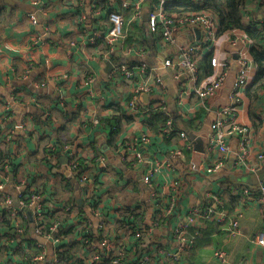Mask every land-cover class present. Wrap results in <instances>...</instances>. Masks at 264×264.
<instances>
[{
    "label": "crops",
    "instance_id": "0c3cea01",
    "mask_svg": "<svg viewBox=\"0 0 264 264\" xmlns=\"http://www.w3.org/2000/svg\"><path fill=\"white\" fill-rule=\"evenodd\" d=\"M36 1L0 0V162L7 155L11 156L8 159L14 176L18 180L24 178L41 194L51 197L56 205V214H65L64 208L74 204L71 216L76 217L82 209L95 235L98 233L99 218H107L111 246L118 247V251L124 248L125 261L121 264H128L144 252H154L157 245L172 250V228L184 219L190 207L206 202L207 190L220 192L221 186L228 183L244 185L250 191L258 190L261 182L259 175L264 176V162H260L256 174L240 170L235 164V136L230 139V150L224 157L205 154L210 136L209 124L229 103L238 69L237 50L245 45L249 52L251 42L240 40L238 44H232L235 36L239 35V29L221 34L210 53H206L208 48L204 50L205 60L198 68L199 75L203 76L200 75V78L213 72L212 68H208V60L213 56L224 60L225 76L219 90L207 98L202 107L196 91L191 88L190 94L181 92L183 79L176 80L173 70L162 66L167 56L204 36L201 26L179 29L173 43L162 47L155 34V38L151 37L147 20L142 18L136 23L142 29L136 27L137 30H134L137 38L130 44L124 43V47L138 46L141 55L134 51L128 55L118 49L123 47L120 43L109 47L98 40L95 43L90 41L95 32L104 31L109 26L105 7L100 4L102 0ZM94 1L98 10L93 8ZM152 1L155 0H148ZM118 2L120 0H108L113 9H118ZM30 13L35 14L36 24L28 19ZM243 14L244 22L248 17L250 22L261 26L264 23V1L249 0ZM143 29L145 35L140 38ZM106 52L108 56H104ZM108 62L112 67L108 66ZM115 63H146L157 67L163 88L140 94L138 100L142 108L137 114L132 115L124 106L132 84L110 78ZM14 96L17 100L13 99ZM157 103L165 106L175 130L184 132L185 139L179 136V132L169 138L159 134L161 119L158 118V127H154L150 116L143 111ZM119 107H122V112L118 111ZM240 107L239 119L253 126L248 160L255 161L263 143L264 91L260 92L257 103L250 108L242 90ZM248 110L256 113L254 118L249 117ZM108 120L118 122L120 128L113 139ZM8 129L14 132V137L9 144H2V135ZM143 131L149 133L150 142L142 144L144 159L139 168L134 169L124 161L120 144L139 137ZM186 142L192 144L191 151L182 150L181 157L169 159V166L162 163L158 175L153 178L155 189L162 191L161 196L169 193L173 180L179 181V187L173 213L163 225L158 224L149 230L150 220L156 217L158 209L148 186L142 181V174L152 165L154 156L166 161L170 152L183 148ZM51 144L57 147L53 153L47 149ZM63 145L70 146L76 161L80 159L84 162L88 174L96 179L98 212L84 203L83 186L68 164L69 154L60 149ZM100 157L104 165L97 162ZM216 158L221 159L222 165L218 171L209 173L207 169ZM191 160L200 164L203 171L195 172L191 168ZM5 190L13 204L17 205L14 182L8 181ZM221 194L224 197L228 195L223 190ZM79 199L83 202L81 206L78 205ZM228 204L233 206L231 198ZM233 208L234 212L243 213L237 237H228L224 231L211 225L180 260L168 264H222L213 257L217 247L226 250L232 261L245 258L249 264H261L264 254L250 240L262 228L263 211L251 199L243 207L237 203ZM132 210L146 226V230H140L139 235H134L129 230L130 226L118 223L120 215ZM18 238L21 239L20 236ZM18 238L15 241H19ZM138 246L146 249H139ZM151 264H160V261L155 260Z\"/></svg>",
    "mask_w": 264,
    "mask_h": 264
},
{
    "label": "built area",
    "instance_id": "2783aa9c",
    "mask_svg": "<svg viewBox=\"0 0 264 264\" xmlns=\"http://www.w3.org/2000/svg\"><path fill=\"white\" fill-rule=\"evenodd\" d=\"M166 1L167 0H155L152 2H148V0H120V2H118V9H113L107 0L105 10L109 26L104 31L95 32L90 38V41L95 43L102 38L103 42L109 47L115 46L117 43L122 44V48L118 47L122 54L130 55L132 54V51H134L136 54L141 55V49L134 44L124 47V43L126 42L124 26L132 22L139 23L142 19L144 10H146L148 29L157 36L158 43L162 47L169 46L173 43L179 29L188 26H201L204 29V36L197 42H192L186 47H181L174 54L167 56L163 60L162 66L164 68L172 69L173 76L176 80L183 79V85L181 87L183 91L181 92L190 94V89L193 88L198 95L199 104L204 107L205 100L216 94L221 87L225 76V62L218 57H211L210 65L213 72L205 78H200L197 64L205 54L204 50L208 48L206 53H210L215 40L221 36L218 34V19L214 14L207 10L172 13L168 15L164 12V4ZM188 1L196 4L201 0ZM95 2L96 1L92 3L93 8L98 10L97 3ZM34 3H37V1L34 0ZM28 19L33 24H36L37 22L34 13L28 14ZM247 22H250L248 17ZM242 32L243 31L241 30L239 31V35L235 36L232 44H238L240 40L247 41L248 43L251 42L245 34L242 35ZM108 54L109 53L106 52L104 56H108ZM237 64L238 69L231 87L229 103L223 106L218 117L209 124L210 136L205 148V154L209 157H224L230 150V139L235 136L237 138L235 157L236 166L243 172L256 174L260 162H264V124L262 146L255 155V161H250V159L248 160V157L250 155V144L253 140V126L249 122H243L238 116L239 111L241 110L240 104L242 103V90H244L251 82L253 71L255 70L248 52V47L245 45L239 47L237 50ZM28 69L25 73L28 72ZM110 78L116 82L120 79L122 81H129L132 84L130 93L125 97L126 102L124 105L131 111L132 115L137 114L142 108L138 100L140 94L151 93L163 88L157 67L149 66L146 63H115L113 64ZM180 96L181 95H179V99ZM13 99L17 100L16 96H14ZM152 108L159 109L164 116L162 119L164 122H162L159 127V134L161 136L165 137L171 133L179 132L175 130L169 114L166 113L164 105L159 103L152 104V106L144 108L143 111L150 116V110ZM21 126H23L22 123ZM179 136L183 139L186 138L185 133L182 131L179 132ZM13 137L14 132L11 129H8L3 133L1 141L10 143ZM149 142L150 137L147 131H143L139 137L123 141L120 144V147L124 153V161L134 169L139 168L144 159V153L141 149L142 144ZM69 148V145H63L60 149L69 154L68 157L70 160L68 161V164L74 169L76 176L79 178L83 186V201L91 210L98 212V196L96 194L97 181L88 174L86 169H76V156ZM47 149L48 152L53 153V151L57 150V147L51 144ZM184 149L191 151L192 144L186 142L183 148L178 147L174 149L170 152L166 161L164 159L159 160L154 156V162L142 174V181L148 186L150 195L154 198L158 209L156 217L150 220L151 227L149 230H152L158 224L163 225L173 213L178 199L177 193L179 187V181L173 180L170 184L169 193L165 196H161L162 191L158 192L155 189L154 186L156 184L154 183L153 178L158 175L162 163L169 166V159L181 157L183 155L182 150ZM97 162H101L104 165L101 157ZM221 165V159L216 158L207 171L209 173L216 172ZM191 168L198 173L203 171L200 164L198 165L192 160ZM0 172L2 174V179L0 180V208H5L9 211V216L17 236H25L24 229L20 225L21 220L26 218L33 220L34 228L29 236L35 239L34 245L37 247L38 251L29 255L28 260H24L18 255H12L11 258L16 259V264H62L58 256L57 246L64 240V236L57 235L59 223L57 221H52L49 225H46L47 222L44 220L45 208L50 211L56 210V205L53 202V199L46 194L36 192L35 188L30 186L24 178L18 180L11 171V163L9 162V159L2 162ZM10 176H12L11 179ZM10 180L14 182L17 190V205L13 204L12 199L5 190V184ZM221 188L220 192L207 190L205 192L206 202L190 207V209L187 210L184 219L176 222L171 230V242L173 244L172 250L157 245L154 252H144L141 257L133 262V264H151L155 260L160 261V264H168L171 261L180 260L186 251L194 245L196 238L201 235V229L209 222L219 224L220 229L223 230L228 237H237L240 234L239 220L243 213L242 211H237L234 214L228 212L224 205L223 196L221 194L222 190L225 192H231L233 195H238V204H241V207L247 203L248 199H251L264 214V179L260 182L257 191H250L244 185L230 183L224 184ZM163 198H166L165 202L163 201ZM64 209L68 210L69 207L67 206ZM82 214L85 216L84 213ZM72 223L74 227L77 228L84 226V220L78 216L74 217ZM86 229L88 230L87 226ZM107 229L108 220L102 216L99 218L98 222V233H102V236H100V239L88 242V246L86 247L88 249L87 253H82L80 256L83 260L82 264L98 263L103 257L113 258V264H121V261H125L124 248H120L118 251V247L111 246ZM79 230L81 229H78V231ZM84 232V230L75 232L74 238L80 241L84 240L82 235L79 234ZM137 235H139V233H137ZM15 239L16 238L4 237L2 239V245L6 247L12 246L14 252L19 248L28 251L25 241L16 242ZM250 241L258 246L264 254V221L262 228ZM160 254L163 256H160ZM118 256L120 260L118 259ZM213 257L222 264H249L245 258H240L237 261L230 260L228 252L220 247L215 248L213 251ZM261 264H264V261Z\"/></svg>",
    "mask_w": 264,
    "mask_h": 264
},
{
    "label": "trees",
    "instance_id": "16d2710c",
    "mask_svg": "<svg viewBox=\"0 0 264 264\" xmlns=\"http://www.w3.org/2000/svg\"><path fill=\"white\" fill-rule=\"evenodd\" d=\"M104 1L105 0H102V3L100 4H102V7L106 8V1L105 2ZM248 1L249 0H201L199 3L194 4L192 2H189L188 0H180V1L167 0L166 3L164 4V12L170 15L172 13H184V12L197 11V10H207L212 14H214L218 19L219 35L230 32L235 29H239L246 34V36L251 40L249 54L253 61L255 71L251 79V82L244 89V95L249 103V107L250 106L252 107L255 103H257L260 92L264 91V23L261 24V26H258L255 22L243 21V8ZM137 25L135 22H132L124 26L126 43L130 44L135 40V38H137L134 35V30L135 31L137 30L136 27L142 29L141 25L138 26ZM150 33H151L150 34L151 37L153 38L156 37L152 32ZM144 35L145 33L143 29V35L140 38H143ZM99 41L103 42L102 38H100ZM103 44L106 45L105 43ZM137 44L142 46L140 41H137ZM204 56L205 55H203L197 63L198 68H200L199 65L201 61L204 59ZM206 57L209 58L208 56ZM208 68L209 69L212 68L210 65V60H208ZM200 75L202 76L201 73ZM118 111L122 112L123 111L122 107H119ZM248 111L250 115L249 117L254 118L256 113L251 112L250 110ZM158 118L161 119V122H164L162 120L164 116L161 113V111L159 109L152 108L150 110L149 119L154 122V127H158L159 125V122L157 121H160V119ZM108 124L112 128L111 139H113V137L118 135L120 131L118 122L116 121L113 122L111 120H108ZM157 129H156V133H157ZM172 134L173 133L165 137L169 138ZM1 143L6 145L9 144L3 141H1ZM8 158L11 159V156L7 155L6 157H4L0 162L1 163L0 166H2V162ZM75 163H76V169L86 168V164L84 162L82 163L80 159H77V161L75 160ZM36 192H39V190H36ZM227 194H228L227 196L225 197L223 196L224 205L230 214H234L235 212L233 211L234 210L233 207L236 206V204L239 202V196L233 195L231 192H227ZM229 198L233 200V206H230L228 204ZM73 206L75 205L73 204ZM73 206H68L69 207L68 210L64 209L65 214H56V210L50 211L47 208H45L44 211V220L47 222L46 225H49L50 222L52 221H57L59 223L57 235L64 236V240L61 243H59V245L57 246L58 256L62 264H82L83 260L80 258V256L82 253L83 254L87 253L88 249L86 247L88 246V242L100 239V236H102V233L101 234L98 233L97 235H95L93 232H91L88 217L82 214L84 213L82 209L76 215L82 220H84V226L79 228L74 227L72 223L74 218L71 216L72 213L71 207ZM119 218L120 219L118 223H122L125 224L126 226H130L129 230H131V232H133L134 235L136 233H140V230L141 231L146 230V226H143L142 219L138 218V214L135 213V210H132L129 213L127 212L126 215L122 214V216L120 215ZM20 225L24 229V233H25L23 239L18 238L15 231L12 232L14 227L9 216V211L5 208H0V264H16V261H14V259L11 258L12 255L13 256L18 255L22 259L28 260L29 255L38 252L37 247L34 245L35 239L29 236L34 228L33 220L30 218L22 219ZM211 225H214L217 228H219V230H221L219 224L214 222H209L208 224H206L204 228L201 229V235L196 238L195 243L202 236L203 232ZM86 226L88 230L86 229ZM78 229L85 231L84 233H79L80 235H82L85 241L84 240L80 241L74 238L75 237L74 233L81 231V230L78 231ZM69 236H71L70 239L67 238ZM4 237L18 238L20 242L25 241L28 247V251L27 250L24 251L21 250V248H19L17 251L14 252L12 246L10 247L3 246L2 239ZM193 246L190 247L186 251V253L189 250H191ZM138 248L146 249L143 246L142 247L138 246ZM112 260L113 258L103 257L101 258L100 262L94 264H113ZM128 264H133V263H128Z\"/></svg>",
    "mask_w": 264,
    "mask_h": 264
},
{
    "label": "water",
    "instance_id": "95a60500",
    "mask_svg": "<svg viewBox=\"0 0 264 264\" xmlns=\"http://www.w3.org/2000/svg\"><path fill=\"white\" fill-rule=\"evenodd\" d=\"M142 18H145V20H147V15H146V13H143ZM108 66L112 67L110 62H108ZM196 164H197V163H196ZM10 178H12V176H10ZM263 178H264V176H262V175L260 176V175H259V180H260V181H262ZM82 203H83V202H82V199H79V200H78V205L81 206ZM14 231H15V230L13 229L12 232H14ZM21 238L23 239L24 236H21ZM45 264H47V263H45Z\"/></svg>",
    "mask_w": 264,
    "mask_h": 264
}]
</instances>
